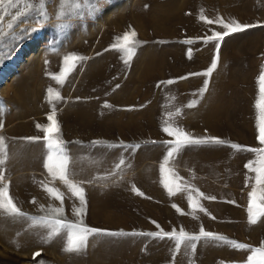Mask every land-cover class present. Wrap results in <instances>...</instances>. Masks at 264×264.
Returning <instances> with one entry per match:
<instances>
[{
	"label": "rangeland",
	"instance_id": "374dc122",
	"mask_svg": "<svg viewBox=\"0 0 264 264\" xmlns=\"http://www.w3.org/2000/svg\"><path fill=\"white\" fill-rule=\"evenodd\" d=\"M109 6L113 8L105 13ZM45 8L47 19L34 7L28 9L25 0L7 15L0 9L4 17L0 22L4 33L0 38V116L7 109L19 108L17 123L31 125L33 121L38 132L33 130L35 134L27 137L43 138L37 124L46 126L47 116L55 109L63 146L78 143L85 153L112 154L116 158L111 165L116 166L121 159L125 163L114 181L77 183L86 201L80 216L74 214V209L81 207L79 198L59 178L43 175L37 181L31 179L28 184L33 189L28 199L26 187L23 190L22 211L40 216L49 205L63 207L66 222L82 220L88 227L104 231L89 236L84 251L67 253L63 250L66 233L46 243V229L29 227L30 222L23 218L6 217L11 222H0V264H242L250 253L223 242L202 239L196 242L195 252L182 246L176 253L174 241L167 237L106 233L175 230L179 234L181 229H174L172 223L173 209L166 207L158 193L165 184L166 189H173L182 177L169 171L174 158L161 173L159 163L169 148L164 141L175 139L163 127L167 121L193 138L211 137L206 125L213 115L211 106L206 110L209 88L212 91L222 86L231 101L217 104H223L229 118L228 137L223 141L230 148V166L248 168L249 162L254 168L259 166L254 153L234 150L230 145L261 147L256 103L260 97L258 77L264 68V0H90V5L78 10L65 9L66 14L59 19V0H46ZM18 12L24 14L14 18ZM218 18L257 27L225 36L217 50V42L207 37L225 31L215 22ZM131 31L136 35L130 37L134 52L129 58L112 45ZM70 53L84 59L76 61L64 82L58 83L53 76L59 75L63 57ZM214 60L216 68L205 75ZM49 88L53 90L51 96ZM57 92L59 100L55 98ZM80 102L86 106L84 111V107L76 110ZM67 106L74 113L67 125L75 126L63 134L62 110ZM39 109L41 114H31L39 113ZM14 123L3 122L5 128L0 130ZM109 162L103 156V168ZM52 164L55 167L56 161ZM141 167L148 173L141 175ZM255 176V171L237 175L240 183L242 180L251 187ZM44 184L57 188L63 201L51 197ZM230 225L223 229L225 233H212L254 247L264 241V217L253 225V239L244 234L243 223ZM187 233L197 235L199 231ZM37 252L40 255H35Z\"/></svg>",
	"mask_w": 264,
	"mask_h": 264
},
{
	"label": "crops",
	"instance_id": "0c3cea01",
	"mask_svg": "<svg viewBox=\"0 0 264 264\" xmlns=\"http://www.w3.org/2000/svg\"><path fill=\"white\" fill-rule=\"evenodd\" d=\"M214 73L216 74L217 72ZM209 89L210 93L206 98V110L211 106L213 115L210 122H207L206 125L207 128H210L209 132L211 133V137L224 140L228 137L227 128L229 118L224 114L223 104H217H219V102H228V104H230L231 101H229V97L227 98L225 95L222 86L217 89L212 88V91L211 88ZM215 101L216 103L214 104ZM234 101L236 100L234 99ZM81 104L82 102L75 105L76 110L82 107H84L83 111L85 110L86 106ZM220 107L222 108L221 112L219 111ZM19 110V108H17V111L14 109H7V111L4 110L5 113L0 116V120L5 122V124L15 121L10 127H7L5 130H0V136L5 138L8 157L6 163L0 165V169L4 170L7 179L10 181V194L14 197L17 206L20 207L21 198L25 197L23 194L25 187V194H29L30 190L33 189L28 184L29 181L31 179L37 181L38 178H41L43 175L49 177L50 174L44 167L47 155L45 142L43 139L39 142H28L23 139L29 135H34L35 132L33 130H36V133L38 132L37 129H34L33 121L31 125H27L26 122L22 124L21 122L17 123L20 118L18 113ZM76 110H73V112ZM66 111L68 112L67 117L64 115ZM213 112H215V116ZM41 113L42 111L39 109V113L34 114L32 112L31 114L37 116ZM73 114L70 113L69 106L63 108L61 125L63 134L66 132L69 134V130L75 126L67 125V123L70 124ZM68 117L69 120H67ZM79 117L78 119H80ZM64 148L70 157V162L68 164L69 179L76 183L94 182L96 184H101L108 180L114 181L122 170V168L117 169L116 166L111 165L112 159L116 157L107 152L93 150V152L85 153L82 146L78 143L68 142L65 143ZM229 153L230 148L225 143H212L185 146L178 154L174 155V164L169 171L173 170L175 175L179 174L182 176L179 180L180 183H175L174 188L171 189V193L164 186L161 189L159 188L158 192L159 197L165 199L167 204L166 207L168 209H173L170 211V214L173 215L172 223L174 224V229L179 228L187 232L190 231L195 233L203 227L205 231L225 233L223 229L226 227L231 228L232 226L230 224L239 222L241 224L243 223L242 229L244 230V234L247 236L249 233V238H254V236L251 235H253L256 230L253 226L254 224H249L247 212L249 203L248 193L252 190V187L247 186V183H242V180L240 183L237 177V175L240 174H247L248 171L249 174H252L253 171H250L244 166L238 168L234 165L231 167ZM102 155L104 158L110 159L108 167L103 168L101 163L103 158ZM235 163H237V161H235ZM165 167H167V164ZM140 171L141 175L148 173V170L144 167H141ZM177 185L180 187L177 188ZM196 190H198V192ZM198 193H203L204 195L200 196ZM189 195L192 196L193 200L197 201L200 207L194 209L190 205L188 199ZM28 197H30V194L26 199H28ZM206 197H215V199H207ZM6 217L5 215L0 216V222L6 220L11 222V220ZM245 229L248 230L247 233H245ZM191 254L193 255V253Z\"/></svg>",
	"mask_w": 264,
	"mask_h": 264
},
{
	"label": "snow or ice",
	"instance_id": "6c2138e0",
	"mask_svg": "<svg viewBox=\"0 0 264 264\" xmlns=\"http://www.w3.org/2000/svg\"><path fill=\"white\" fill-rule=\"evenodd\" d=\"M20 0H0V9L4 10L5 15L8 14L9 9H14L17 7V3ZM28 9L33 7L36 9L39 16L47 19L48 13L45 8L46 0H25ZM83 5H90V0H59L60 11L57 15V19L63 17L66 12L65 9L78 10ZM24 13H16L14 18H19V16ZM4 19L0 16V22ZM205 19V17H201ZM209 23L213 21L209 20ZM216 23L221 24L225 31L215 32L212 36L207 37L209 41H215L216 49L219 50V41H222L225 36H228L234 32H241L245 29L257 27L254 24H240L237 22L226 23L223 19L218 18ZM40 23V21H37ZM11 23L8 24V28H12ZM35 30V29H33ZM4 33L0 31V38H2ZM136 33L134 31L125 32L122 37L118 38L121 42L113 44V48H118L123 51L129 58L134 52V49L130 46L134 43L130 37H135ZM191 43V41H187ZM84 57L77 56L75 53L67 54L63 57L64 67L59 73V75L53 76L58 83H63L68 72L75 67V62L82 60ZM127 62V61H126ZM47 63V62H46ZM216 68V61L214 60L211 67L205 73V75H210L211 72ZM166 83L171 84L173 81H167ZM258 83L260 84V97L256 103V107L259 109L257 128L259 135L257 137L260 148H247L239 144H231L230 147L234 150L250 151L257 156L258 167H253V163L249 162L246 167L250 171H255V184L252 190L248 193L249 203H248V222L249 224H256L260 217H264V68L261 70V74L258 77ZM119 87V85H117ZM52 89H48L49 96L52 95ZM57 100L61 99L60 94L57 92L55 94ZM51 102V101H50ZM192 105H189L191 107ZM3 109L0 108V113ZM49 123L46 126H41L37 124V128L43 131V138L39 136L24 137L23 139L28 142H39L41 139L45 142V148L47 149V155L44 163V167L48 170V173L53 179L57 177L68 187L72 195L78 197L80 200L81 207L79 209H74V214L80 216L83 214L84 205L86 204L84 190L78 184L69 179L68 176V164L70 162V157L64 148V142L61 139L59 122L56 119L55 109L52 110L51 114L47 116ZM163 131L169 136L175 137L174 140L164 141L169 145L167 155L164 157V161L160 166L161 173L165 170V165L169 163L170 158H174V155L178 154L181 149L189 145H202V144H224L225 141L220 140L215 137L209 138H193L189 133H186L182 128L178 126H172L167 121H165ZM4 124L0 122V129H3ZM138 147V146H137ZM7 145L5 138L0 136V165H4L7 161ZM56 161L55 167H53L52 161ZM125 163L124 159H121L116 168H120L121 165ZM168 188V185H164ZM43 187L46 189L48 194L56 200L63 201V194L55 187H49L44 184ZM177 188L180 186L177 185ZM136 190V189H134ZM171 193V188L168 189ZM198 192V190H196ZM143 195V193H139ZM203 196V193H198ZM207 199H215V197H206ZM190 205L195 209L200 207L197 201L192 199V196L188 197ZM35 203V201H33ZM43 209V206H41ZM175 207V205H174ZM63 207H55L49 205L45 210L44 215L32 216L21 210L20 207L15 203L14 197L10 194V181L7 179L3 169H0V214H3L11 218H23L29 221V227H40L47 230V236L45 242L51 241L53 238L66 233V243L64 251L67 253H80L87 248V242L89 236L93 234H99L104 230L99 228L88 227L83 223L82 220L77 222H66V218L63 217ZM108 235H144L154 238L163 239L165 237L174 241V252L178 253L183 246L185 249H190L195 252L197 248L198 241L211 240L217 242H223L226 245L240 251H247L250 254L247 256L246 260L242 264H264V241L261 242L259 246H251L245 243H240L235 240H230L222 235L212 233L210 231H205L203 227L200 228L199 234L193 235L185 232L183 229L179 231V234L175 230L171 232H148V233H124V232H108ZM35 255H40L37 252Z\"/></svg>",
	"mask_w": 264,
	"mask_h": 264
},
{
	"label": "bare ground",
	"instance_id": "6f19581e",
	"mask_svg": "<svg viewBox=\"0 0 264 264\" xmlns=\"http://www.w3.org/2000/svg\"><path fill=\"white\" fill-rule=\"evenodd\" d=\"M113 8V6L111 7V6H109V8H108V10L106 9V12L105 13H109L110 11H111V9ZM117 8H119V6L117 7ZM42 43H44V41L42 40Z\"/></svg>",
	"mask_w": 264,
	"mask_h": 264
}]
</instances>
